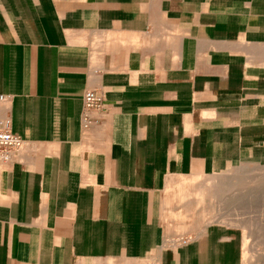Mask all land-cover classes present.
Instances as JSON below:
<instances>
[{
	"label": "crops",
	"instance_id": "crops-1",
	"mask_svg": "<svg viewBox=\"0 0 264 264\" xmlns=\"http://www.w3.org/2000/svg\"><path fill=\"white\" fill-rule=\"evenodd\" d=\"M1 95L26 144L0 163V264H243L211 216L168 237L161 199L264 165V0H0Z\"/></svg>",
	"mask_w": 264,
	"mask_h": 264
},
{
	"label": "rangeland",
	"instance_id": "rangeland-1",
	"mask_svg": "<svg viewBox=\"0 0 264 264\" xmlns=\"http://www.w3.org/2000/svg\"><path fill=\"white\" fill-rule=\"evenodd\" d=\"M161 203L168 237L222 223L238 230L243 264H264V165L239 163L217 174L172 179ZM201 216L217 222L205 226Z\"/></svg>",
	"mask_w": 264,
	"mask_h": 264
},
{
	"label": "built area",
	"instance_id": "built-area-1",
	"mask_svg": "<svg viewBox=\"0 0 264 264\" xmlns=\"http://www.w3.org/2000/svg\"><path fill=\"white\" fill-rule=\"evenodd\" d=\"M3 97L2 95L0 96ZM104 96L96 90H86L83 97L82 122L84 126L91 123V112L101 109ZM26 144V139L11 131L9 124L0 126V163H9L14 154Z\"/></svg>",
	"mask_w": 264,
	"mask_h": 264
},
{
	"label": "bare ground",
	"instance_id": "bare-ground-1",
	"mask_svg": "<svg viewBox=\"0 0 264 264\" xmlns=\"http://www.w3.org/2000/svg\"><path fill=\"white\" fill-rule=\"evenodd\" d=\"M225 219V218H224ZM236 221H237V219H236Z\"/></svg>",
	"mask_w": 264,
	"mask_h": 264
}]
</instances>
